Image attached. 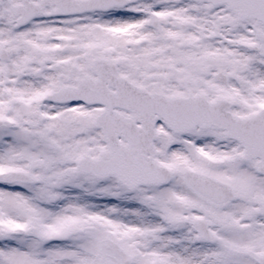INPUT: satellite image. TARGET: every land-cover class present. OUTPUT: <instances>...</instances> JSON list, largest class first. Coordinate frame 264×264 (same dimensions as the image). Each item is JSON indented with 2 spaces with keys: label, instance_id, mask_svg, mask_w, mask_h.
<instances>
[{
  "label": "snow or ice",
  "instance_id": "obj_1",
  "mask_svg": "<svg viewBox=\"0 0 264 264\" xmlns=\"http://www.w3.org/2000/svg\"><path fill=\"white\" fill-rule=\"evenodd\" d=\"M0 264H264V0H0Z\"/></svg>",
  "mask_w": 264,
  "mask_h": 264
}]
</instances>
